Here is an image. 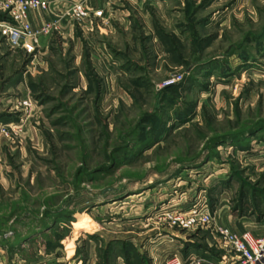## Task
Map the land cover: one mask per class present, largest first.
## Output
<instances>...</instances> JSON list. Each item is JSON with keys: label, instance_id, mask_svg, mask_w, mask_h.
<instances>
[{"label": "rangeland", "instance_id": "rangeland-1", "mask_svg": "<svg viewBox=\"0 0 264 264\" xmlns=\"http://www.w3.org/2000/svg\"><path fill=\"white\" fill-rule=\"evenodd\" d=\"M46 1L36 44L0 29V264H164L194 206L206 258L215 209L264 216V0Z\"/></svg>", "mask_w": 264, "mask_h": 264}, {"label": "built area", "instance_id": "built-area-1", "mask_svg": "<svg viewBox=\"0 0 264 264\" xmlns=\"http://www.w3.org/2000/svg\"><path fill=\"white\" fill-rule=\"evenodd\" d=\"M0 5L10 16V21H3L0 24V29L10 45L36 44L40 34H47L57 29L58 20L43 23L37 31L32 29L28 21L30 11L47 10L46 0H0ZM65 14L74 20L86 17L88 14L86 0L73 1ZM172 82L171 80L168 84ZM169 219L170 226L174 229L189 231L208 225L212 217L207 207L194 206L186 213L170 215ZM216 232L223 247L232 255L230 264H264V236L255 238L247 232L236 234L224 225L217 226ZM164 262V264H203L204 259L192 255L183 260L174 253L166 256Z\"/></svg>", "mask_w": 264, "mask_h": 264}, {"label": "crops", "instance_id": "crops-1", "mask_svg": "<svg viewBox=\"0 0 264 264\" xmlns=\"http://www.w3.org/2000/svg\"><path fill=\"white\" fill-rule=\"evenodd\" d=\"M101 1L102 0H92L93 3H96L98 5ZM41 12L46 13V11L39 10H33L28 13V21L30 25L34 27L36 26L37 22H39L36 18V14L40 15ZM40 20L42 21L41 18ZM213 214L221 224L228 227L233 233L242 234L247 232L255 238L264 236V216L256 220V218L251 219L250 217L245 215L233 216L227 214L225 211H221L220 209H215ZM190 237H193V235L187 232H182L176 229H166V233L159 235V241L157 243V246L159 245V250L162 251L159 255V258L162 259L159 262L161 263L164 261L167 252H172L170 254L175 253L183 260H186L190 256H192L194 250L189 249V246L185 243V240ZM204 241L208 243V245H210L208 238H205ZM185 244L188 246V249L186 250L184 249ZM217 247L221 249L220 252L218 254H214L212 256L210 255L209 257L203 258V264H230L232 260L231 253H229L221 243H219ZM188 255L190 256L187 258ZM89 263L90 260L86 262V264Z\"/></svg>", "mask_w": 264, "mask_h": 264}, {"label": "trees", "instance_id": "trees-1", "mask_svg": "<svg viewBox=\"0 0 264 264\" xmlns=\"http://www.w3.org/2000/svg\"><path fill=\"white\" fill-rule=\"evenodd\" d=\"M7 20H9V18Z\"/></svg>", "mask_w": 264, "mask_h": 264}]
</instances>
